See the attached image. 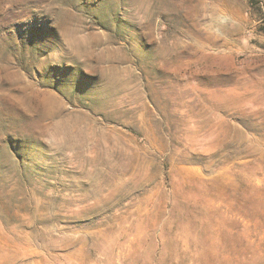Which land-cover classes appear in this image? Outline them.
Returning a JSON list of instances; mask_svg holds the SVG:
<instances>
[{"label":"rangeland","instance_id":"obj_1","mask_svg":"<svg viewBox=\"0 0 264 264\" xmlns=\"http://www.w3.org/2000/svg\"><path fill=\"white\" fill-rule=\"evenodd\" d=\"M0 264H264V0H0Z\"/></svg>","mask_w":264,"mask_h":264}]
</instances>
